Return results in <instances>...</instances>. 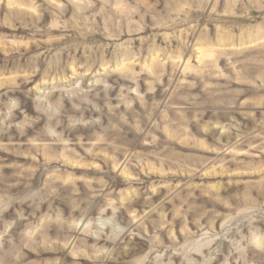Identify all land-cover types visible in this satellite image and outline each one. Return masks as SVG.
I'll return each instance as SVG.
<instances>
[{"label":"rangeland","instance_id":"rangeland-1","mask_svg":"<svg viewBox=\"0 0 264 264\" xmlns=\"http://www.w3.org/2000/svg\"><path fill=\"white\" fill-rule=\"evenodd\" d=\"M0 264H264V0H0Z\"/></svg>","mask_w":264,"mask_h":264}]
</instances>
